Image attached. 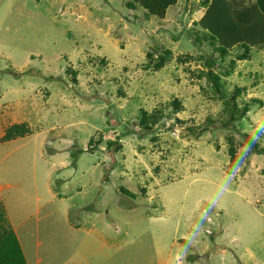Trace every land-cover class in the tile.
I'll return each mask as SVG.
<instances>
[{"label": "rangeland", "instance_id": "374dc122", "mask_svg": "<svg viewBox=\"0 0 264 264\" xmlns=\"http://www.w3.org/2000/svg\"><path fill=\"white\" fill-rule=\"evenodd\" d=\"M254 1L208 15L226 33L239 19L251 29ZM204 11L198 0H176L163 19L121 0H0V136L30 130L0 142V210L27 264H206L211 237L221 247L212 262L264 264V153L252 151L264 150V49L244 60L228 52L229 75L210 64L220 81L246 86L236 104L263 103L229 132L208 126L216 112L228 119L205 73L219 42L182 35L200 30ZM90 55L105 70L67 89L65 64ZM159 57L160 71H144ZM111 77L131 80L120 82L126 97L114 86L103 94Z\"/></svg>", "mask_w": 264, "mask_h": 264}, {"label": "trees", "instance_id": "16d2710c", "mask_svg": "<svg viewBox=\"0 0 264 264\" xmlns=\"http://www.w3.org/2000/svg\"><path fill=\"white\" fill-rule=\"evenodd\" d=\"M124 3V7L129 10V11H136L139 10L141 11L145 16H153L157 17L159 19H163V15L165 11H168L170 8H172L176 4V0H121ZM234 0H230L228 4H223L219 0H198L199 6L203 8L204 10L206 9L207 12L204 11V15L202 16L203 18L200 19L199 22L196 23V25L199 26L200 30L194 29L192 32V35L187 31L184 30L182 32V35H185L187 38L192 37V39L197 38L203 31L207 32L209 35L212 37H215L218 42H219V48L217 49V52L211 53L210 56H207V63L208 64V70L205 72L207 80L210 83V86L212 87L214 93L217 95V97L220 100L219 107L223 106V112L226 113L228 119H224L221 117L220 113L216 112L215 114L211 115V119L208 122L209 125H217V126H225L227 127L228 132L230 131L229 126L233 127L234 126V121H242L244 119H247L248 112L251 107V102L254 104H257L259 106H262V100L259 98H252L250 100V103H245L243 105H238L236 104V100L238 97L243 96L245 92L247 91V88L245 85H241L239 87L237 84H232V83H226L224 81H220V77L216 75L211 67V65H218V68H225V73L229 75L230 71H233L234 65L228 66L227 62L224 61L225 55L228 52H232L234 54H239L241 55L242 59L244 60L245 57H249L252 53L253 54H259L262 52V49H264V25L261 27V24H264V0H255L254 1V16L257 18L255 20V27L251 29H243L241 28V22L242 19H239V21H235L230 25V31L228 33L224 32L221 28H219L217 25L216 27L214 26L213 21H211V16L208 15V11L215 9L216 7H221V9H230V7H233L230 3H232ZM235 1H241L243 3L244 0H235ZM225 5V6H223ZM175 11L173 9L170 13ZM222 11V10H221ZM252 11V10H251ZM260 14H263V17H260ZM211 18V19H210ZM243 18V16L241 17ZM256 35L257 38L253 39L251 36ZM186 38V39H187ZM193 42L199 51L205 52L204 47L211 46L210 44H203L202 43H197L195 41ZM159 50V47L156 46L153 48L151 53L156 52ZM164 56H171V52L169 51H164L162 53ZM202 56V55H201ZM204 57V56H203ZM219 59L221 62H215V59ZM77 59V58H76ZM73 64V65H72ZM106 67V61L102 56L99 55H90L87 58V62L85 64H81L80 60L77 61L76 63H71V64H65V75H66V87L67 89H74V86L79 85L78 82V75H84L86 76L87 74H94V71L98 74L100 73L101 69L103 71L105 70ZM164 67L163 65V57L158 58V62L152 66L150 70L144 69V71H150V73H155L160 71ZM94 68V71L92 70ZM123 73H126V68H123ZM96 76V75H95ZM127 77L124 78H117V77H111L110 79H107L105 85L101 86V90L103 94L106 96L108 95V90L112 88L113 86L117 89L116 94L122 95L126 97V93H122L119 91V89H122L121 84L123 80L125 83H128L129 79ZM112 81V83L110 82ZM146 78H142V82H146ZM95 81V79L93 80ZM142 82H136L137 84H142ZM175 82H178V79L175 80ZM98 84V83H97ZM229 85H231V88H234L232 92H229ZM80 86V85H79ZM92 85H90L91 87ZM131 87L134 88V85L131 84ZM81 90L83 91V88L80 86ZM129 89V87H127ZM163 88H160L157 90V93H162ZM173 93V91H172ZM174 96V95H173ZM172 105L174 106V102H177L176 97H173ZM179 103V102H178ZM149 110L147 109L145 112L140 110L139 114H144L143 119L145 121H150V115H155L154 112L150 113L149 115ZM147 115V116H146ZM125 130V127L123 128ZM123 130H120L119 133ZM110 131V130H109ZM3 136L0 138V142H8L11 140H14L16 138H23L27 135L30 134V130L25 127L23 124H14L9 127H6L3 130ZM241 135H246L244 132L240 133ZM122 138L125 135V131L120 133ZM114 136L116 138L115 142L108 143L107 147H111L112 145L117 146L118 141L117 138L118 136H115V133H111V136L108 139H111V137ZM246 140H248L250 143H252V139L250 136L246 135ZM113 139V140H114ZM125 139V138H124ZM252 151L253 152H258V153H264V150L258 149L257 145L254 143L252 144ZM228 153L230 155H233L232 149H229L228 147ZM2 206V205H1ZM4 209V208H3ZM5 210V209H4ZM13 229V228H12ZM0 234H1V239H0V264H27L25 260V256L23 253V250L21 248V245L18 241V237L16 236L15 232L11 230V226L9 224V219L4 213L3 210H0ZM223 236V235H220ZM218 240H214L213 237H211L210 242H209V247L205 250L204 256L199 259L201 263L205 262L206 264H211L212 259L216 257H212L215 251L217 249H221V247H218ZM228 251L227 254L228 255ZM197 258V257H195ZM193 257L191 258V260ZM198 261V262H199ZM197 262V261H195ZM214 262V263H213ZM212 264H218L216 261H213Z\"/></svg>", "mask_w": 264, "mask_h": 264}, {"label": "crops", "instance_id": "0c3cea01", "mask_svg": "<svg viewBox=\"0 0 264 264\" xmlns=\"http://www.w3.org/2000/svg\"><path fill=\"white\" fill-rule=\"evenodd\" d=\"M1 137V136H0Z\"/></svg>", "mask_w": 264, "mask_h": 264}]
</instances>
